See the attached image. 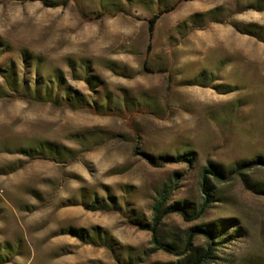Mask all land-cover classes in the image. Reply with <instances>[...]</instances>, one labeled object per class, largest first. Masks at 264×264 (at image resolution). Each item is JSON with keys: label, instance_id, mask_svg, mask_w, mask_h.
Returning a JSON list of instances; mask_svg holds the SVG:
<instances>
[{"label": "rangeland", "instance_id": "obj_1", "mask_svg": "<svg viewBox=\"0 0 264 264\" xmlns=\"http://www.w3.org/2000/svg\"><path fill=\"white\" fill-rule=\"evenodd\" d=\"M173 1L80 0L115 12L85 20L72 0H0V264H176L209 246L203 264H264V0H185L147 52L144 17ZM22 78L73 103L150 112L135 134L120 117L10 96ZM209 164L220 181L208 175L201 216L159 224L180 252L155 248L144 225L162 190L164 207L195 213Z\"/></svg>", "mask_w": 264, "mask_h": 264}, {"label": "trees", "instance_id": "obj_2", "mask_svg": "<svg viewBox=\"0 0 264 264\" xmlns=\"http://www.w3.org/2000/svg\"><path fill=\"white\" fill-rule=\"evenodd\" d=\"M24 1H35V0H24ZM43 5L48 7H56L60 5H66L70 0H38ZM75 4L76 9L78 10L79 14L82 18L85 20H93V19H99L104 16H113L115 15V12H110L107 10H100L94 13H85L80 5V0H72ZM185 0H174L170 4L164 5L160 8H157V10L144 17V20L147 23L148 28V44H147V52H149L152 44V38L155 30L156 23L158 19L165 13L170 12L174 10L179 4H181ZM23 61L26 67H29L28 62L29 58L24 55ZM144 69L146 71H155L153 69L148 68L146 65H144ZM159 70V69H158ZM172 77L171 74L168 75V81L171 82ZM10 89L11 93L10 96L22 98L25 100H35V101H44V102H50L53 105L56 106H64L72 110L76 109H87L92 113L101 114V115H111L115 117L122 118L125 123L132 129L133 133H137L135 126H134V120L135 117L138 114H146L150 111L144 109V108H134V109H126L122 110L119 108H103L100 105H91L90 103L84 102V103H73L70 99H60L56 96H53L52 93H50V90L47 89V87L42 89V87L38 86V81L34 82L31 86V83L29 81H26V78H22V80L12 79L10 81ZM177 159H183V160H192L191 154H182L177 155ZM152 162L153 159H151ZM250 161H244L242 163H239L236 167V170L238 172H241L242 170H245L249 166ZM211 174L214 179L217 181L219 180L220 174L216 170L214 166L211 164L206 165L203 167L201 172V181H200V189L201 193L203 194L202 201L198 206V210L195 213H189V211L183 207V206H170V207H164L166 199L171 191V186L164 188L162 191V194L160 195V198L154 203L153 205V216H152V223L150 225H144L147 229L151 231L152 234V242L155 244V248L163 250L167 253H175L178 254L180 251H178L173 244L167 243L162 240V238L159 236L158 229L159 224L161 223V220L163 216L169 212H177L179 213L183 219L189 220L190 218H199L201 214L205 211V208L208 206V204L212 201L213 198V189L211 186L210 179L208 175ZM259 187V185H256ZM106 205L103 201H95L89 205H86L87 208L96 210V209H102ZM212 224H209L206 227H199L200 230H203L205 234L209 236H213L215 233ZM195 231H188L184 243L183 249H186L188 247L191 239L195 235ZM212 248L209 246L203 251L202 253L198 252L195 255H191L190 257H187L186 259L177 262L176 264H203L207 258L212 257Z\"/></svg>", "mask_w": 264, "mask_h": 264}]
</instances>
